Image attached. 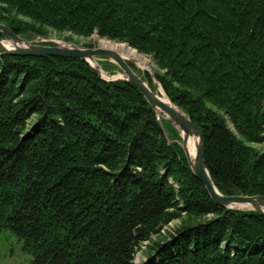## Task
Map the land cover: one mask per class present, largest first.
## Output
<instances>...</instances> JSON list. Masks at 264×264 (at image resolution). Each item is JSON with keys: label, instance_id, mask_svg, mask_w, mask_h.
Segmentation results:
<instances>
[{"label": "trees", "instance_id": "obj_1", "mask_svg": "<svg viewBox=\"0 0 264 264\" xmlns=\"http://www.w3.org/2000/svg\"><path fill=\"white\" fill-rule=\"evenodd\" d=\"M0 23L148 56L142 79L202 129L217 190L264 196V0H0ZM4 230L31 264H134L146 241L142 264H264V216L213 202L180 132L131 82L0 49Z\"/></svg>", "mask_w": 264, "mask_h": 264}, {"label": "water", "instance_id": "obj_2", "mask_svg": "<svg viewBox=\"0 0 264 264\" xmlns=\"http://www.w3.org/2000/svg\"><path fill=\"white\" fill-rule=\"evenodd\" d=\"M0 32L10 39L9 46H5V41L0 39V49L13 55L19 56H62L75 57L87 61L97 71L95 65L89 62L88 59L94 57H105L115 62L123 72V76L115 77L106 80L125 79L131 82L146 98L149 104L158 112V118L165 114L167 118L174 124L180 132L182 138V149L189 163L193 174L203 184L209 197L218 205L240 209L237 204H248L250 208L247 210L257 211L264 216V196L261 195H224L221 194L213 184L204 162V134L202 129L192 122L187 115L171 103L167 97L168 104L161 101L155 92L146 84V82L130 67L127 60L121 57L118 53L103 49L100 47H79V46H63V45H43L33 41L25 40L20 35L15 34L8 26L0 23ZM189 135H194L198 138L195 145L193 158L191 159L187 149L184 146Z\"/></svg>", "mask_w": 264, "mask_h": 264}, {"label": "rangeland", "instance_id": "obj_3", "mask_svg": "<svg viewBox=\"0 0 264 264\" xmlns=\"http://www.w3.org/2000/svg\"><path fill=\"white\" fill-rule=\"evenodd\" d=\"M39 27H41L45 31L44 34H37V35L24 34L20 36L23 37L25 40L33 41L34 43L43 44V45L58 44V45L71 46V47L79 46V47H92V48L101 47L100 42H106L109 45L111 44L120 45L124 48L127 47L128 49H130L135 56H138L143 61V64L145 66L141 67L136 62L130 59H126L128 64H131L133 66V70L136 73L138 72L139 74L138 73L137 74L141 78L143 77L144 72L147 71L151 73V70L153 69L152 61L148 56L138 53L135 49L134 51L133 48L128 47L127 44L124 45L125 43L119 44L120 42H115L109 39L101 38L96 33H93L89 36H81V35H74L65 31L58 32L46 26H39ZM0 39H3L5 42L10 41V39H8L7 37ZM94 59L96 61L94 65L98 69V72L102 78L111 79V78L123 76V72L115 62L105 57H94ZM152 86L154 88L153 89L151 87L150 88L154 92H157L159 89L162 90L161 86L159 85V83L156 82L155 79L152 80ZM162 115H164V117L167 118L165 114ZM181 143H182V138H181ZM255 146L257 148H260L259 145H255ZM185 219H187L186 215L182 214L180 218H177L172 222H170V224L163 226L164 232H162V235H166L167 233L172 231V229L180 225V223ZM155 238L156 236H153L152 239ZM146 249H147V241L141 244L137 253L135 254L134 264H142ZM31 258L32 255L21 248V243L18 242L17 239L8 230H4L0 233V264H31Z\"/></svg>", "mask_w": 264, "mask_h": 264}, {"label": "bare ground", "instance_id": "obj_4", "mask_svg": "<svg viewBox=\"0 0 264 264\" xmlns=\"http://www.w3.org/2000/svg\"><path fill=\"white\" fill-rule=\"evenodd\" d=\"M10 43L9 42H5V46H9ZM100 45L101 47L100 48H103V49H108V50H112L116 53H118L121 57H123L124 59H130L134 62H136L138 65H140L141 67L145 66L143 64V61L138 57V56H135L133 54V52L128 49L127 47L124 48L120 45H109L108 43L106 42H100ZM90 63H92L93 65L96 63L95 59L92 58V59H88ZM147 84V83H146ZM156 96L163 102L167 103L168 104V101L166 99V97L164 96L163 92L161 89H159L157 92H155ZM198 141V138L194 135H189L188 138H187V141L186 143H184V146L185 148L187 149L188 153H189V156L190 158L192 159L193 158V155H194V151H195V145ZM236 207L238 208H250V206L248 204H237L235 205Z\"/></svg>", "mask_w": 264, "mask_h": 264}, {"label": "built area", "instance_id": "obj_5", "mask_svg": "<svg viewBox=\"0 0 264 264\" xmlns=\"http://www.w3.org/2000/svg\"><path fill=\"white\" fill-rule=\"evenodd\" d=\"M170 224V223H169Z\"/></svg>", "mask_w": 264, "mask_h": 264}]
</instances>
